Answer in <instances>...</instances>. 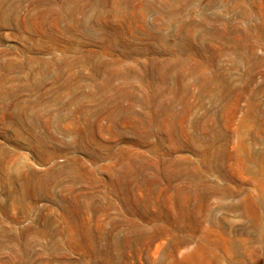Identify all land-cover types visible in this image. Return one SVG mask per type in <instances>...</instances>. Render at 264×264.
Here are the masks:
<instances>
[{"label":"rangeland","instance_id":"rangeland-1","mask_svg":"<svg viewBox=\"0 0 264 264\" xmlns=\"http://www.w3.org/2000/svg\"><path fill=\"white\" fill-rule=\"evenodd\" d=\"M0 264H264V0H0Z\"/></svg>","mask_w":264,"mask_h":264},{"label":"bare ground","instance_id":"bare-ground-1","mask_svg":"<svg viewBox=\"0 0 264 264\" xmlns=\"http://www.w3.org/2000/svg\"><path fill=\"white\" fill-rule=\"evenodd\" d=\"M112 33V32H111ZM108 38V37H107ZM118 41V40H117ZM115 44V43H114ZM110 45V44H109ZM113 46V45H112ZM115 52V51H114ZM122 54V53H121ZM164 63V62H163ZM169 63V62H168ZM111 68V67H110ZM106 69V68H105ZM112 70V69H111ZM114 70V69H113ZM109 72V71H108ZM113 76V75H112ZM137 76V75H136ZM106 79V78H105ZM171 90V89H170ZM161 93H162V91H161ZM133 100V99H132ZM143 100V99H142ZM161 101V100H160ZM142 102V101H141ZM145 102V101H144ZM144 102H142V103H144ZM109 152V151H108ZM91 153V152H90ZM121 154V153H120ZM120 156V155H119ZM212 158V157H211ZM117 159H118V157H117ZM78 162V161H77ZM129 163V162H128ZM123 164V163H122ZM130 164V163H129ZM130 167V166H129ZM81 169V168H80ZM73 170V169H72ZM88 170V169H87ZM71 171V170H70ZM75 171V170H74ZM66 172H67V170H66ZM72 174V173H71ZM76 174V173H75ZM53 175H54V173H53ZM62 175V174H61ZM48 176V175H47ZM60 176V175H59ZM127 176V175H126ZM34 177V176H33ZM48 177H50V176H48ZM52 178V177H51ZM58 178V177H57ZM74 178V177H73ZM69 179V178H68ZM71 179V178H70ZM48 180H50V179H48ZM75 180V179H74ZM76 182V181H75ZM79 182V181H78ZM115 186V185H114ZM111 189H113V188H111ZM119 190V189H118ZM116 191V190H115ZM113 195V194H112ZM31 196V195H30ZM100 239V238H99ZM98 239V240H99ZM107 241H108V239H107Z\"/></svg>","mask_w":264,"mask_h":264}]
</instances>
